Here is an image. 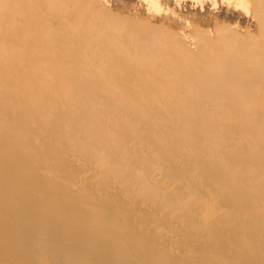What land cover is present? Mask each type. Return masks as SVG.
<instances>
[{"label": "bare ground", "instance_id": "bare-ground-1", "mask_svg": "<svg viewBox=\"0 0 264 264\" xmlns=\"http://www.w3.org/2000/svg\"><path fill=\"white\" fill-rule=\"evenodd\" d=\"M220 1L264 37V0ZM105 2L0 0V224L37 230L0 229V264L82 246L107 264H264V54L210 29L139 33ZM63 99L81 111L68 154L50 128Z\"/></svg>", "mask_w": 264, "mask_h": 264}, {"label": "rangeland", "instance_id": "rangeland-1", "mask_svg": "<svg viewBox=\"0 0 264 264\" xmlns=\"http://www.w3.org/2000/svg\"><path fill=\"white\" fill-rule=\"evenodd\" d=\"M104 1L108 3L105 2L106 12L110 13L119 22L125 23L129 29L139 33H146L151 30L161 31L163 30L162 28H168L170 31L174 29L173 31L176 33L184 31L187 36H190L194 29L200 32L210 29V31L213 32L211 41L216 47H220L222 41H228L239 36L240 39H243L239 47L249 50L253 48L254 50L256 49L255 51L258 50L256 52L257 54H264V41H262L264 37L262 36L261 29L255 21V18L246 13L247 16L242 15L244 12L241 13L242 11L239 9L235 10L233 6L227 7L228 5L221 4L220 0H217L216 6H212V2L208 0H204L201 6L200 4L195 5L190 0H184L180 3L174 0H161L162 11L160 15L156 14L157 17L152 13L150 14V11L148 12L146 8L147 5L143 0ZM92 10H95V8L92 7ZM255 10L254 7L251 8L252 15H254ZM186 21H188L189 26ZM231 26L234 28L233 32H222L220 36L216 35L217 30L228 29ZM188 27L189 29H187ZM123 41L126 47H130L128 39L125 38ZM215 42L218 43L216 44ZM256 43H258L259 46H257ZM191 49H193L196 56L200 55L199 50L197 52L196 49H194V45H191ZM199 58H201V55ZM203 75L208 82L213 78L210 75L204 74V72ZM77 105V102H74L73 99H63V104L60 108L62 110L60 111L59 109V112L57 111V113L54 114L55 116L53 115L50 119V128L55 135L54 145L58 154L69 153L70 144L76 142L75 139L77 134H80L79 137L82 138V130L79 132L76 131V126L73 123L76 117L81 116V111ZM26 111L29 114L28 118L35 125H38V122L41 120L42 116H44L42 112L34 108H29ZM0 229L5 232L12 230L13 233H19L23 236L37 234V230L30 225L19 224L18 221L14 219L10 220L8 224H0ZM71 245L76 247L73 244ZM80 249L86 251L88 256L78 258L77 261H70V264H84L87 260H89L90 264H107L103 256L99 257L96 253L92 252L89 247L82 246ZM72 258L75 260L76 257L74 258L73 256ZM54 264L63 263L57 262Z\"/></svg>", "mask_w": 264, "mask_h": 264}]
</instances>
